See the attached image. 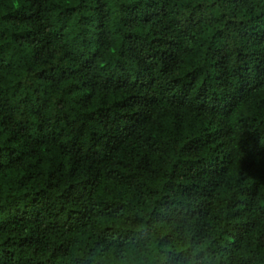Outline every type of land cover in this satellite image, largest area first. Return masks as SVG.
Here are the masks:
<instances>
[{
  "label": "trees",
  "instance_id": "trees-1",
  "mask_svg": "<svg viewBox=\"0 0 264 264\" xmlns=\"http://www.w3.org/2000/svg\"><path fill=\"white\" fill-rule=\"evenodd\" d=\"M0 264H264V0H0Z\"/></svg>",
  "mask_w": 264,
  "mask_h": 264
}]
</instances>
